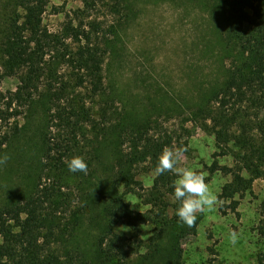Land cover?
<instances>
[{
  "label": "trees",
  "instance_id": "16d2710c",
  "mask_svg": "<svg viewBox=\"0 0 264 264\" xmlns=\"http://www.w3.org/2000/svg\"><path fill=\"white\" fill-rule=\"evenodd\" d=\"M83 1L58 31L45 23L50 0H7L0 11V64L20 80L14 90L0 89V152L22 131L21 117L39 111L45 121L29 191L0 205V264H143L157 256L168 231L179 227L180 240L193 234L198 221L191 228L180 222L178 203L168 200L176 176L155 168L164 147L187 151L198 127L214 134L220 155L234 161L212 167L231 176L218 195L223 213L236 212L237 197L264 179V0L204 4L216 21L209 30L223 74L167 112L161 104L143 112L128 107L107 80L110 41L91 15L100 6L119 12L122 0ZM176 113L182 123L168 125ZM74 155L84 157L87 174L68 170L65 161ZM143 172L153 173L149 188L139 179ZM125 192L149 208L134 209ZM87 221L96 228L87 229ZM147 224L154 225L149 243L142 238ZM258 231L264 239V202ZM178 249L172 255L181 264ZM257 263L264 264V251Z\"/></svg>",
  "mask_w": 264,
  "mask_h": 264
},
{
  "label": "rangeland",
  "instance_id": "374dc122",
  "mask_svg": "<svg viewBox=\"0 0 264 264\" xmlns=\"http://www.w3.org/2000/svg\"><path fill=\"white\" fill-rule=\"evenodd\" d=\"M207 1L122 0L125 8L119 12L100 6L92 13L91 16L102 23V33L110 41L105 62L107 80L117 93L123 95L128 107L143 112L144 108H158L161 104L164 109L160 112H167V106L184 105L222 76L221 53L216 36L209 30V22L213 24L212 10L204 5ZM5 3L7 0H0V11ZM83 7V0H50L45 23L50 30L58 31L68 14L74 16ZM19 82L17 75L0 64L2 91L16 89ZM182 120L183 116L176 113L169 118L168 125L179 127ZM19 122L22 131L0 152V157L5 154L10 157L6 164L0 165V205L29 191L31 174L38 169L45 123L43 114L37 111L21 117ZM187 126L191 128L192 123ZM187 149L177 167H191L201 172L218 198L231 176L219 169L213 171L212 167L216 164L232 166V156L220 155L214 134L200 127L189 139ZM139 179L149 188L153 173L143 172ZM124 198L136 210L149 208L144 198L137 194L125 192ZM237 198L240 204L236 212L225 207L227 213H223L222 202L218 199L214 210L198 213L196 231L182 240L177 236L179 227L168 231L161 240L157 256L143 264H179L172 255L176 247L183 254L181 264H258V254L264 251V239L258 231L264 179L255 180L253 192ZM168 200L175 203L173 196ZM170 211L173 214V208ZM86 227L89 230L96 228L92 221H87ZM153 229L151 224L143 227L145 242H150ZM230 230L238 233L235 243L229 238ZM117 231L121 235H130L125 226H119ZM210 247L215 251L211 252ZM146 249L149 248L143 245L142 250ZM135 262L140 264L138 260Z\"/></svg>",
  "mask_w": 264,
  "mask_h": 264
},
{
  "label": "clouds",
  "instance_id": "9594fccd",
  "mask_svg": "<svg viewBox=\"0 0 264 264\" xmlns=\"http://www.w3.org/2000/svg\"><path fill=\"white\" fill-rule=\"evenodd\" d=\"M184 151L181 147H164L158 156L155 173L163 175L170 172L176 176L173 181L174 201L178 203L176 216L180 222L191 228L196 224L198 213L214 210L219 201L201 172L191 167H177ZM9 159L7 154L0 157V165L6 164ZM65 163L70 172L87 174L88 165L84 157L74 155ZM237 237L238 233L230 230L231 242L235 243Z\"/></svg>",
  "mask_w": 264,
  "mask_h": 264
}]
</instances>
